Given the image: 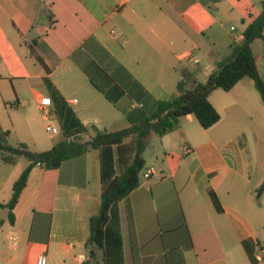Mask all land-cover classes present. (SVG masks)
Instances as JSON below:
<instances>
[{"label":"crops","instance_id":"0c3cea01","mask_svg":"<svg viewBox=\"0 0 264 264\" xmlns=\"http://www.w3.org/2000/svg\"><path fill=\"white\" fill-rule=\"evenodd\" d=\"M263 1L0 0V139L34 152L50 150L56 143L39 141L28 115L32 105L39 110L41 98L51 99L56 123L50 121L64 136L46 77L83 126L129 127L130 116L138 120L142 110L153 112L156 102L177 94L182 70L197 83L196 67L209 61L206 82L230 56L220 59L209 42L229 4H243V13L233 10L243 38L261 14L250 6ZM239 40L227 43L230 52ZM210 101L221 115L212 128L188 115L175 131L150 138L141 185L119 202L109 223L121 233L124 264H264L256 259L264 254V104L250 78L229 92L214 91ZM243 120L254 124L251 140ZM76 133L66 131L69 138ZM19 163L0 159L1 204L12 198L23 172ZM102 188L99 151L56 170L35 167L13 210L14 223L7 209L0 210L6 212L0 217V264L89 260V222L99 211ZM96 256L92 264H102L103 253Z\"/></svg>","mask_w":264,"mask_h":264},{"label":"trees","instance_id":"16d2710c","mask_svg":"<svg viewBox=\"0 0 264 264\" xmlns=\"http://www.w3.org/2000/svg\"><path fill=\"white\" fill-rule=\"evenodd\" d=\"M261 14L253 20L243 33L241 43L234 44L229 57L218 62L216 69L205 83L190 81V72L181 71L182 80L177 85V94L170 100L156 102L153 112L142 110L138 120L130 116V126L119 131L99 130L95 126H83L73 111L67 108L64 98L48 77L44 78L49 93L58 107V120L65 139L57 142L50 150L34 152L25 143L8 145L0 139V159L8 165H16L20 158L29 164L14 183L11 200L0 203V210H8V218L14 223L13 210L27 186L32 170L39 166L45 170H56L64 162L86 155L91 151L100 152L102 195L99 211L90 218V235L86 242L89 260L96 261V252L103 253L102 264H124L122 236L120 231L109 226L111 216L119 202L137 190L142 181L145 168L144 153L152 136L163 137L175 131L182 118L193 115L205 130L212 128L221 120V115L210 101V95L216 90L231 91L241 80L250 78L254 81L264 104V81L259 72V57L252 49L256 40L264 41V1ZM47 74L50 69L41 58H37ZM142 88V94L149 95ZM106 95L113 99L108 93ZM77 128L73 138L67 130ZM66 130V131H65ZM82 134L89 135L83 141ZM262 188L258 191L260 196ZM209 196L218 213L224 209L215 191L209 190ZM252 260L253 256L250 255ZM94 264H100L95 262Z\"/></svg>","mask_w":264,"mask_h":264},{"label":"rangeland","instance_id":"374dc122","mask_svg":"<svg viewBox=\"0 0 264 264\" xmlns=\"http://www.w3.org/2000/svg\"><path fill=\"white\" fill-rule=\"evenodd\" d=\"M229 5H232V6H228L226 8L225 15L221 16V19H219L220 21L219 24L215 26V32H211L210 34L209 42H211V45L217 50L218 52L217 54L220 59H224L225 57L231 54L230 49L227 47V43L232 42L236 36L240 37V40L238 42H240L242 39L239 33L242 31L243 26L241 22H239V20H237L236 17L234 16L233 10L238 11V12L240 11V13H243L245 11L244 8H242L243 4L237 5L236 3H231ZM252 5L250 7H253L256 13L262 12V9H263L262 2L261 3L256 2ZM232 28H234V30ZM252 48L256 56L259 57V72L264 81V41L263 40L255 41L254 44L252 45ZM208 62H204L201 65L202 67L201 66L196 67L195 75L196 77H198V81L203 82V83L205 82V76H204L206 72L205 68L207 67ZM1 111L4 114L6 113L4 107H3V110ZM28 115L34 125L35 134H36V137L39 139V141L57 143L60 140L65 139V137L62 134H58V135L50 137V134L46 131V122L44 121L41 112L35 107V105H32L28 109ZM49 119L54 124L56 123L55 120L53 119V116L49 115ZM241 123H243L242 127L244 129L245 135L247 136L249 140H251L253 138L254 124H250L249 120H243V122ZM229 132L231 134L233 133L237 134L239 131L237 129L236 130L231 129ZM87 138L88 137L86 136L82 140L86 141ZM44 151H47V150H44ZM19 161L20 163L17 166V168L18 169L20 168L21 171L24 172L29 162L25 158H20ZM4 214H6V212L5 213L0 212V217L3 216Z\"/></svg>","mask_w":264,"mask_h":264},{"label":"built area","instance_id":"2783aa9c","mask_svg":"<svg viewBox=\"0 0 264 264\" xmlns=\"http://www.w3.org/2000/svg\"><path fill=\"white\" fill-rule=\"evenodd\" d=\"M212 2H217L219 0H211ZM234 30V28H232ZM51 106L50 98H41L39 102V110L42 114V117L46 121V131L50 134V136H55L60 134V128L51 123L49 119V108ZM150 177L149 174H145L144 178L148 179ZM258 262H264V254H260L256 257ZM38 264H46V258L40 257L38 260Z\"/></svg>","mask_w":264,"mask_h":264}]
</instances>
